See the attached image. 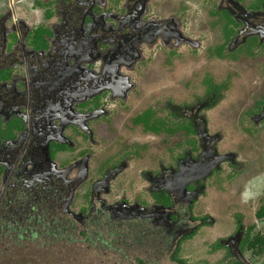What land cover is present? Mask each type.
Returning a JSON list of instances; mask_svg holds the SVG:
<instances>
[{
  "label": "flooded vegetation",
  "instance_id": "af4514ba",
  "mask_svg": "<svg viewBox=\"0 0 264 264\" xmlns=\"http://www.w3.org/2000/svg\"><path fill=\"white\" fill-rule=\"evenodd\" d=\"M56 243L264 264V0H0V264Z\"/></svg>",
  "mask_w": 264,
  "mask_h": 264
},
{
  "label": "rangeland",
  "instance_id": "374dc122",
  "mask_svg": "<svg viewBox=\"0 0 264 264\" xmlns=\"http://www.w3.org/2000/svg\"><path fill=\"white\" fill-rule=\"evenodd\" d=\"M194 241V239L188 241V243L180 251L179 254L183 258L187 260L193 259L192 253L194 252L195 247ZM64 245V243L52 244L50 251L51 255H40L35 258H32L31 255L26 254H13L14 257H9L7 264H95L90 260V257H93L90 256V252L87 253L88 256L85 255L84 252L88 247H86L84 244H73L70 249H65L63 247ZM163 263L165 264L166 260H164Z\"/></svg>",
  "mask_w": 264,
  "mask_h": 264
}]
</instances>
